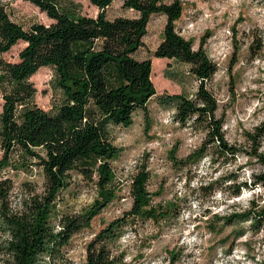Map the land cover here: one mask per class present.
<instances>
[{
  "label": "trees",
  "instance_id": "obj_1",
  "mask_svg": "<svg viewBox=\"0 0 264 264\" xmlns=\"http://www.w3.org/2000/svg\"><path fill=\"white\" fill-rule=\"evenodd\" d=\"M29 1L52 22H35L26 28L12 18L9 2L0 0V92L4 100L0 174L7 170L32 173L37 167L44 180L41 189L26 182L20 200L14 203L12 177L0 176V254L6 264H68L65 248L72 237L90 227L92 219L117 197L112 163L122 148L113 143L112 128L132 125L138 110L145 112L150 127L147 106L154 96L161 106L175 111L174 119L181 125L200 126L205 131L201 146L185 158H177V147L171 150L174 164H194L206 155L210 162L227 163L242 149L226 137L224 120L217 117V99L206 85L217 71L216 62L204 48L206 38L195 49L193 41L176 28L183 12L182 0H123V7L137 15L115 18L106 14L114 0H90L100 9L97 16L80 14L77 4H65V0ZM154 14H163L167 20L153 55L190 65V72L199 80L193 96L183 92L157 95L152 59L137 57ZM19 41L26 45L19 51L18 61L4 58ZM45 66L54 70L53 84L59 93L50 110L35 102L37 89L30 81ZM247 135L261 168L250 183L235 180L237 174L230 173V180H235L234 196H239L243 187L264 190V152L259 151L264 122ZM73 171L95 184L97 198L89 208L69 214L58 206L62 191L72 183ZM149 178L145 165L134 174L131 209L95 234L87 245L86 264H116L112 245L128 218L158 221L173 211L172 204H152ZM214 217L222 221V228L250 221V229L260 231L264 228V204L252 198L247 208ZM243 231L236 230V237ZM176 258L174 253L171 264Z\"/></svg>",
  "mask_w": 264,
  "mask_h": 264
},
{
  "label": "rangeland",
  "instance_id": "obj_2",
  "mask_svg": "<svg viewBox=\"0 0 264 264\" xmlns=\"http://www.w3.org/2000/svg\"><path fill=\"white\" fill-rule=\"evenodd\" d=\"M12 18L28 28L32 23H51L52 20L29 0H7ZM171 2L172 0H164ZM182 16L176 28L197 49L206 38L204 48L217 64V71L206 81L218 102L217 117L224 120L223 129L228 140L242 151L235 159L222 163L210 162L208 155L200 161L180 166L173 163L171 150L177 147V158H185L199 148L205 139L200 126H183L176 120L166 122L172 108L161 106L156 96L148 103L150 127L145 112L138 110L132 125L114 126L111 138L122 148L113 161L117 197L101 210L71 239L65 248L68 264H86L87 245L112 220L125 216L131 209L132 178L146 166L150 172L148 190L153 193V205L172 204L173 211L160 220L128 218L120 238L112 245L116 264H264V228L250 229V221L234 222L222 228V221L214 216H226L234 210L247 208L250 200L264 204L262 187H243L234 196L235 180L250 183L261 168L252 154V142L247 133L264 122V0H182ZM77 4L83 15L97 16L100 9L90 0H65ZM109 18L133 17L137 12L123 7V0H114L106 9ZM166 16H151L144 37L145 45L137 53L139 59L150 57L152 78L157 95L185 93L193 96L199 80L190 72V65L166 57H155L153 52L162 41ZM26 45L19 41L3 57L18 61L19 51ZM37 89L35 102L50 110L59 97L54 88V70L41 67L31 78ZM0 92V112L3 108ZM259 151L264 152V140ZM0 152V156H1ZM230 173L237 174L230 180ZM0 176L14 181L13 200H20L22 186L33 182L41 189L43 175L35 167L32 173L7 170ZM202 186H207L206 188ZM58 208L69 214L89 208L97 198L93 182L73 171L70 187L62 191ZM243 229L236 237V230ZM0 264L4 262L0 254Z\"/></svg>",
  "mask_w": 264,
  "mask_h": 264
},
{
  "label": "built area",
  "instance_id": "obj_3",
  "mask_svg": "<svg viewBox=\"0 0 264 264\" xmlns=\"http://www.w3.org/2000/svg\"><path fill=\"white\" fill-rule=\"evenodd\" d=\"M174 114H175V111H169L167 117H166V122H173L175 121L174 119Z\"/></svg>",
  "mask_w": 264,
  "mask_h": 264
}]
</instances>
